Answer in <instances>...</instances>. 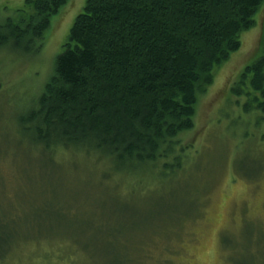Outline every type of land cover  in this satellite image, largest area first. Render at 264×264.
<instances>
[{
    "label": "rangeland",
    "instance_id": "obj_1",
    "mask_svg": "<svg viewBox=\"0 0 264 264\" xmlns=\"http://www.w3.org/2000/svg\"><path fill=\"white\" fill-rule=\"evenodd\" d=\"M25 1L0 0V25ZM86 2L69 0L30 53L0 48V264H114L117 246L136 248L139 264H264V115L231 94L264 52V4L176 141L180 182L149 170L134 181L81 149L44 151L21 126Z\"/></svg>",
    "mask_w": 264,
    "mask_h": 264
},
{
    "label": "trees",
    "instance_id": "obj_2",
    "mask_svg": "<svg viewBox=\"0 0 264 264\" xmlns=\"http://www.w3.org/2000/svg\"><path fill=\"white\" fill-rule=\"evenodd\" d=\"M68 1L26 0L18 20L0 25V48L30 53ZM263 4L87 0L55 60L53 76L21 126L44 151L81 149L115 161L134 181V174L149 170L162 180L181 182L176 176L186 158L182 150L177 153L176 141L192 131L200 95L240 50V36L255 27ZM231 94L246 99V113L264 115V52L242 71ZM176 223L178 231L182 222ZM111 240L110 247L117 245ZM123 250L112 247L114 264H139L136 248L126 247L127 256Z\"/></svg>",
    "mask_w": 264,
    "mask_h": 264
}]
</instances>
